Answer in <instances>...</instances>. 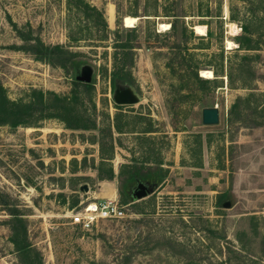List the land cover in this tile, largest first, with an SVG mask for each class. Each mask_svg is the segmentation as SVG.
Listing matches in <instances>:
<instances>
[{"label": "rangeland", "instance_id": "rangeland-1", "mask_svg": "<svg viewBox=\"0 0 264 264\" xmlns=\"http://www.w3.org/2000/svg\"><path fill=\"white\" fill-rule=\"evenodd\" d=\"M0 84L70 98L0 124V264H264V0H0ZM109 189L122 217L72 223Z\"/></svg>", "mask_w": 264, "mask_h": 264}, {"label": "trees", "instance_id": "trees-1", "mask_svg": "<svg viewBox=\"0 0 264 264\" xmlns=\"http://www.w3.org/2000/svg\"><path fill=\"white\" fill-rule=\"evenodd\" d=\"M73 1L75 2L76 0H73ZM69 3H70V1H69ZM89 7L92 10L97 11V8L91 4H89ZM38 45H39V42L32 43V44L28 45L27 48H24V49H31L32 48L31 52H33V53L41 52V48H39ZM40 45H41V43H40ZM126 45H128L126 42L122 43V47H125ZM29 47H31V48H29ZM127 47H131V46L129 45ZM240 48L249 49L252 47L246 46V45L242 46V44H240ZM51 49L62 54L59 56L61 61L55 62L53 60V62L58 63V65H60L61 67H64L65 61H67L70 58V56L73 55L72 52L68 51L67 49H62L58 45L53 46ZM123 53L125 54V57L127 56L126 54H128L126 52H123ZM117 60L118 59L115 57V60H114L115 68L112 70V73H111V75H112L111 81L113 83V86H115V84H116L115 79L118 76H120V74L123 70V66L117 65ZM192 78L194 80H197L200 82H209V80H210V79L208 80V79L199 78L195 71L192 73ZM50 94L53 95L52 98L54 99V101H56V103L53 106L54 107L53 109H51V105L48 104L49 103L48 100H50V98H49L50 96L47 97V99L44 98V93L41 90H37V89L32 88L28 94L29 98L25 102L21 101V100L12 101V100L7 99V97L5 96L4 88L0 84V124H10L13 126L18 125V124H23V125L29 124L30 123L29 119H31L29 117L33 116L34 110H36L37 104H42L43 105L42 109H46L48 112L50 109L49 113H51V114H48L49 116L57 117V118L66 122L65 118H63L62 114H60V113H64L66 110L68 112V103L70 101L69 100L70 98L68 96L56 95L53 92H50ZM39 110H40V108H39ZM52 113H54V114H52ZM68 127H72V126H68ZM73 127H76V126H73ZM110 173H111V171H110ZM21 248L26 253H28L32 249V247L30 248L28 245H23Z\"/></svg>", "mask_w": 264, "mask_h": 264}, {"label": "built area", "instance_id": "built-area-1", "mask_svg": "<svg viewBox=\"0 0 264 264\" xmlns=\"http://www.w3.org/2000/svg\"><path fill=\"white\" fill-rule=\"evenodd\" d=\"M82 203V202H81ZM124 215L123 205L115 198L89 200L71 214L72 223L89 227L98 218H120Z\"/></svg>", "mask_w": 264, "mask_h": 264}, {"label": "water", "instance_id": "water-1", "mask_svg": "<svg viewBox=\"0 0 264 264\" xmlns=\"http://www.w3.org/2000/svg\"><path fill=\"white\" fill-rule=\"evenodd\" d=\"M78 78H82L87 80V77H81L78 76ZM132 101V98L130 97V92L127 89H123L120 91V94L118 95V102L125 103ZM202 122L206 125L216 124L219 120V111L217 107H206L202 109ZM136 195L138 197H142L145 195V191L143 189H140L136 191Z\"/></svg>", "mask_w": 264, "mask_h": 264}, {"label": "bare ground", "instance_id": "bare-ground-1", "mask_svg": "<svg viewBox=\"0 0 264 264\" xmlns=\"http://www.w3.org/2000/svg\"><path fill=\"white\" fill-rule=\"evenodd\" d=\"M224 11H223V14H226V8L224 7L223 8ZM225 17V16H224ZM138 18L135 17V16H131V15H125L123 16V24L126 26V27H133L135 25V22ZM236 25V24H235ZM160 26L163 27V29H167L169 28V25L166 24V23H160ZM229 28H230V32L233 33L234 32V28H236L234 26L233 23H230L229 24ZM193 30L195 31L196 34L198 35H204L205 34V31H206V27L205 25L203 24H194L193 25ZM236 30V29H235ZM226 43L230 46L232 45V42L230 41V39L226 40ZM235 45V44H234ZM201 75L204 76V77H211L212 76V73H211V70H208V69H202L201 70Z\"/></svg>", "mask_w": 264, "mask_h": 264}, {"label": "crops", "instance_id": "crops-1", "mask_svg": "<svg viewBox=\"0 0 264 264\" xmlns=\"http://www.w3.org/2000/svg\"><path fill=\"white\" fill-rule=\"evenodd\" d=\"M115 189H109V192L107 194L104 195V197H102V199H105V198H115L116 197V194H115Z\"/></svg>", "mask_w": 264, "mask_h": 264}]
</instances>
